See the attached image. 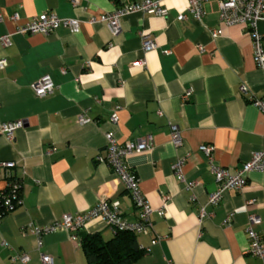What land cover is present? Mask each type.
<instances>
[{
	"label": "crops",
	"instance_id": "0c3cea01",
	"mask_svg": "<svg viewBox=\"0 0 264 264\" xmlns=\"http://www.w3.org/2000/svg\"><path fill=\"white\" fill-rule=\"evenodd\" d=\"M134 1L82 0L74 7L70 0H0V36L9 33L12 39L0 43V58H7L0 70V126L24 122L12 140L0 130V162H14L11 171L22 182V203L0 220V264H23L12 260L22 253L30 256L27 264H43L42 253L52 255L53 264H88L82 233L106 240L115 235L102 217L88 221L79 239L65 229L38 237L30 224H53L100 202L116 200L123 217L138 221L123 180L97 161L106 152L109 130L121 144L153 136L151 148L127 158L155 209L152 231L136 236L150 250L131 264H263L248 252L246 229L249 213H255L261 219L255 228L264 238V171L249 172L244 188L209 203L217 183L200 149L211 144L215 161L231 169L264 149V115L251 101L264 96V72L254 60L250 30L221 22L217 0L206 4L201 20L189 12V0H157L168 16L128 14L117 35L106 24L89 21ZM49 11L78 18L80 30L18 32ZM179 14L185 18L178 20ZM259 30L264 45V20ZM142 33L155 40V49L144 51ZM141 59L146 64L136 65ZM46 74L55 89L38 97L33 85ZM114 112L116 124L110 121ZM81 114L89 121L80 123ZM170 122L181 130L179 147L172 142ZM183 156L180 180L173 164ZM6 173H0V190ZM163 196L168 200L161 216L156 210ZM156 236L163 238L153 244Z\"/></svg>",
	"mask_w": 264,
	"mask_h": 264
},
{
	"label": "built area",
	"instance_id": "2783aa9c",
	"mask_svg": "<svg viewBox=\"0 0 264 264\" xmlns=\"http://www.w3.org/2000/svg\"><path fill=\"white\" fill-rule=\"evenodd\" d=\"M74 7H79L82 0H70ZM210 0H189L188 10L196 20H201L206 14V4ZM219 7V20L227 25H242L250 30L253 37L254 47V60L257 66L264 72V45L262 42L263 34L259 30L260 21L264 20V0H217ZM148 13L157 14L161 16H168L169 9L163 6L157 0H138L123 7L116 8L112 11L105 12L99 17L91 16L89 21L92 23L102 22L108 26L112 34L117 35L121 29V21L124 16L131 13ZM14 19L19 18L18 12L13 14ZM185 18L184 14H179L178 20ZM0 15V21H1ZM64 26L70 29L71 32H78L81 27V21L78 18H62L53 11L43 12L34 18L28 20L20 25L18 32L22 34H35L41 33L49 35L54 32L58 27ZM217 32L213 33L216 37ZM143 49L150 51L157 47L155 40L150 38L147 34L142 33ZM11 34L7 33L0 36V43L8 45L11 42ZM136 65H145L146 60L141 59L135 62ZM7 66V58H0V70ZM36 96L45 97L51 94L55 89V83L49 74L42 76L33 85ZM241 91L248 93V87L242 84ZM190 92H186L184 98H187ZM251 101L260 109L264 115V96L259 98L251 96ZM79 122L85 123L89 119L85 114L79 116ZM110 121L113 124L118 122V115L114 112ZM24 125L22 120L6 121L0 126V130L4 136L12 140L15 136V131ZM170 135L172 142L175 146L179 147L183 144V136L179 126L170 122ZM107 140L106 152L97 156V161L108 165L118 176L123 180L126 189L130 192L136 207L139 210V219L136 222L127 220L121 214L119 202L104 201L100 202L93 208L77 212L75 214H65L63 218L53 224L48 225H33L30 224L31 232L38 237H41L50 232L65 229L72 233L73 239H79L78 233L84 225L96 218L102 217L104 221L114 231L127 230L134 234H149L153 229V222L151 214L155 211L151 205L146 194L140 189L139 177L131 169L127 163V158L134 152H141L153 146V136L147 135L143 139L131 140L121 144L115 136L114 131L109 130L105 132ZM200 149L208 157L211 170L215 176L217 188L208 196L209 203L216 204L223 199V196L229 190H241L248 182V173L251 171H264V149L254 151L250 159L236 169L227 168L218 164L213 155L214 147L211 144H203ZM186 156L179 158L173 164L174 174L180 179L184 180L183 165ZM15 166L14 162H0V173L7 170L6 186L0 190V220L12 212L19 204L22 203L21 198V178L12 173V168ZM191 182L188 186L194 185ZM168 196H163L162 205L157 208L159 215L165 214V207L167 204ZM204 209L201 210V216H205ZM249 222L246 229L249 238L248 252L253 256L262 260L264 264V238L256 230V226L261 223V219L255 213H249ZM26 233V230L23 229ZM163 237L156 236L152 243H158ZM142 247V246H141ZM144 252L150 250L149 247H142ZM13 262L20 261L27 264L30 256L27 253L16 255L12 258ZM41 261L43 264H53L54 258L50 254L42 253ZM173 264V262H170Z\"/></svg>",
	"mask_w": 264,
	"mask_h": 264
},
{
	"label": "trees",
	"instance_id": "16d2710c",
	"mask_svg": "<svg viewBox=\"0 0 264 264\" xmlns=\"http://www.w3.org/2000/svg\"><path fill=\"white\" fill-rule=\"evenodd\" d=\"M114 232L107 240L99 233H82L81 243L88 264H131L145 253L136 234L127 230Z\"/></svg>",
	"mask_w": 264,
	"mask_h": 264
}]
</instances>
